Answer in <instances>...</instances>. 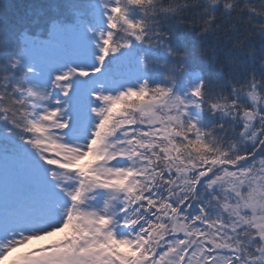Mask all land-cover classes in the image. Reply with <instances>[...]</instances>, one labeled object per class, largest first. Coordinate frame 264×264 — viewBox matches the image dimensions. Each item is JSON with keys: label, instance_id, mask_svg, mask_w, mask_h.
Instances as JSON below:
<instances>
[{"label": "snow or ice", "instance_id": "6c2138e0", "mask_svg": "<svg viewBox=\"0 0 264 264\" xmlns=\"http://www.w3.org/2000/svg\"><path fill=\"white\" fill-rule=\"evenodd\" d=\"M50 7L0 15V261L264 264V0Z\"/></svg>", "mask_w": 264, "mask_h": 264}, {"label": "trees", "instance_id": "16d2710c", "mask_svg": "<svg viewBox=\"0 0 264 264\" xmlns=\"http://www.w3.org/2000/svg\"><path fill=\"white\" fill-rule=\"evenodd\" d=\"M53 2H60V0H0V15L9 20H15L18 17L25 16L29 10H31L33 14H35L37 10H42L45 16H51L52 12L50 6ZM25 250L26 249H18L16 251L17 257ZM9 259L10 257L2 261V264H11V261H8Z\"/></svg>", "mask_w": 264, "mask_h": 264}, {"label": "rangeland", "instance_id": "374dc122", "mask_svg": "<svg viewBox=\"0 0 264 264\" xmlns=\"http://www.w3.org/2000/svg\"><path fill=\"white\" fill-rule=\"evenodd\" d=\"M16 258H17V254H15L13 257H11L10 260H11V259L13 260V259H16ZM10 260H8V261H10ZM1 262H2V261H0V264H2Z\"/></svg>", "mask_w": 264, "mask_h": 264}]
</instances>
